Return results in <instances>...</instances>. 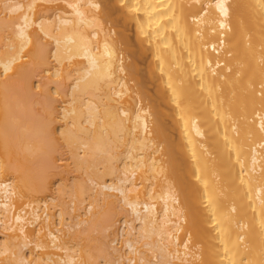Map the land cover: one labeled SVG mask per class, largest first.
Masks as SVG:
<instances>
[{
  "label": "bare ground",
  "instance_id": "obj_1",
  "mask_svg": "<svg viewBox=\"0 0 264 264\" xmlns=\"http://www.w3.org/2000/svg\"><path fill=\"white\" fill-rule=\"evenodd\" d=\"M57 120L69 240L14 203L46 192ZM115 218L100 264H264V0H0V261L93 264L77 242Z\"/></svg>",
  "mask_w": 264,
  "mask_h": 264
},
{
  "label": "rangeland",
  "instance_id": "obj_2",
  "mask_svg": "<svg viewBox=\"0 0 264 264\" xmlns=\"http://www.w3.org/2000/svg\"><path fill=\"white\" fill-rule=\"evenodd\" d=\"M213 25L211 24V27H212ZM228 60H229V57H223V61H224V63H225V65H226V62H228ZM257 91L258 92H261V95H262V90L260 89V88H257ZM38 95V94H37ZM37 95H35V97L37 96ZM33 97V96H32ZM40 97V96H39ZM42 97H40V99H41ZM34 98H32V100H33ZM37 100V98L34 100V102ZM40 101V100H39ZM32 102V101H31ZM37 103H39V102H36L35 104H33V112H34V116L36 117V119L38 118V119H42L41 121H43V119L44 118H46L45 116H42L41 115V105H39V104H37ZM32 104V103H31ZM57 105V104H56ZM38 113V114H37ZM44 117V118H42V117ZM46 120V119H45ZM57 122L58 123H55V125H54V128L56 127H59V125H60V121L59 120H57ZM59 124V125H58ZM49 128L50 129H52V127H50L49 126ZM45 129L44 128V130H43V133H42V135H44L43 136V142H44V144H45V146H46V149H47V151H48V163H51V165H49V168H47V175L45 176V185H46V192L43 194V192L42 193H38V195L37 194H33V196H28V197H25V196H22L21 194L19 195L18 193V195L15 197V200H14V203H15V206L17 207H20V206H22L24 203H26L27 202V200H28V202L29 201H31V200H33V198L35 199V198H37V200H39V205H40V208L41 207H43V204H41L44 200H48V204H47V207H48V210H47V212H48V214H49V216L50 217H52V219L51 218H49L50 219V227H52L53 229H56V228H60V230L62 231L61 232V239L62 240H69L71 237H72V233L71 232H73L72 230H71V232L69 231V233H67L65 236L62 234L63 232L64 233H66L65 231H66V228H63V227H59V225H58V221H57V218H56V215H55V213H56V211H62V213L64 214L63 215V223H69L70 222V217H71V215L73 216V214H76L75 212L76 211H78V210H74L73 208L74 207H77L76 206V204H77V201L79 200H77L76 199V197H75V194L77 193V191H76V189L77 188H74V189H72L71 188V185L70 184H72V183H74V181H77V179L79 180V178H80V173L82 174V172L80 171V173H78V171H77V174H75V173H69L68 174V176L66 175L68 172L66 171V170H64V169H67L66 168V161L64 160V159H66V156L67 155H65L66 153H65V148L64 147H62L63 145H64V142H63V139L61 138V136H60V134H58V130H59V128H55L57 131H55L54 129H52V130H50V129ZM50 130V131H49ZM46 134V135H45ZM60 136V137H59ZM15 149H16V147L13 149L14 151H15ZM52 149V150H51ZM64 149V150H63ZM16 152L18 153V155L17 154H14L13 153V155L14 156H12L13 158H12V161L14 162H16V164H19V163H21L20 162V159H21V157H20V153H19V151H17L16 150ZM50 152V153H49ZM81 153V152H80ZM15 155H16V157H18V158H16L15 157ZM50 155V156H49ZM14 158H15V160H14ZM49 159H50V161H49ZM18 161V162H17ZM22 161V160H21ZM14 162V163H15ZM50 167H52V168H50ZM67 167H69V166H67ZM72 166L70 165V168H71ZM70 168H68L67 170H70ZM49 169V170H48ZM55 169V170H54ZM73 169V168H72ZM71 171V170H70ZM69 171V172H70ZM88 171H90V170H88ZM74 172V171H73ZM84 174V173H83ZM67 176V177H66ZM76 176V177H75ZM82 176V175H81ZM74 178V179H73ZM83 178H84V176H83ZM83 178H80L81 180L83 179ZM84 180H85V178H84ZM83 180V181H84ZM73 181V182H72ZM72 182V183H71ZM77 183H79V182H77ZM68 185V187H70L71 189H72V191L71 192H73V193H70V189L68 188V190L60 197L58 194H60L59 192H57L58 190H59V188H61L62 187V185ZM76 184V183H75ZM75 184H72V186L73 187H76L77 186V184L75 185ZM75 185V186H74ZM48 187V188H47ZM67 188V187H66ZM78 190V189H77ZM58 193V194H57ZM58 195V196H57ZM58 197L59 199H56L55 201H54V203H52L48 198L49 197ZM77 196V195H76ZM31 199V200H30ZM71 200L72 201H74V204H72V202H71ZM85 202L82 204L81 202V205L79 204V212H77V213H80V214H83L84 213V207H85V205L87 204L86 202H88V199L86 198L85 200H84ZM79 202V201H78ZM50 203V204H49ZM55 204V205H54ZM42 205V206H41ZM78 205V204H77ZM73 207V208H72ZM43 209V208H42ZM98 210V209H97ZM105 211H108L107 209L105 210ZM39 212H41V211H39ZM109 213L111 212V211H108ZM52 213H53V215H52ZM55 215V216H54ZM87 217H90V215H88ZM115 219H118V218H115ZM53 220V221H52ZM120 219H118L115 223V225L113 224V226H111L110 227V230L109 231H107L106 233H104L103 232V230L102 229H100V228H102V227H99V226H101V223L100 222H98V227L96 228V226H95V228L96 229H92L93 230V232L91 231L90 232V234L88 233V234H86V236H84V234H82V237L81 238H86V239H90V240H86V239H81V240H79V239H77V238H75V241L76 240H79V242H77L79 245H77V244H75V245H77V246H79L80 247V249H79V251H81L80 253H82V254H80V255H82V257H80V255H78V261H81V262H84V260H85V262L86 261H88L87 259L89 258V261H91L90 263H93V264H100V263H103L104 261H103V258H102V256L99 254V253H101L100 252V247L102 246L103 248L104 247H106L107 248V252L109 253V252H112V249H115V248H118V247H120V241L118 240V239H116L115 240V236L117 235V233H118V235H119V233H120V230H121V228H122V221L120 220ZM52 221V222H51ZM65 221V222H64ZM71 222H72V220H71ZM57 223V224H56ZM56 225H58V226H56ZM55 226V227H54ZM69 234V235H68ZM90 235V236H89ZM81 236V235H80ZM80 236L78 237V238H80ZM107 236V237H106ZM63 237V238H62ZM105 237V238H104ZM104 239V240H103ZM74 241V240H73ZM100 243V244H98V243ZM102 242V243H101ZM104 243V244H103ZM98 245L100 246V247H98ZM102 247H101V249H102ZM82 249V250H81ZM99 250V251H98ZM99 252V253H98ZM129 256L130 257H133L134 255H132V254H129ZM80 257V258H79ZM88 257V258H87ZM0 264H4V262L3 261H0Z\"/></svg>",
  "mask_w": 264,
  "mask_h": 264
},
{
  "label": "built area",
  "instance_id": "obj_3",
  "mask_svg": "<svg viewBox=\"0 0 264 264\" xmlns=\"http://www.w3.org/2000/svg\"><path fill=\"white\" fill-rule=\"evenodd\" d=\"M219 31L222 32L223 30H219ZM221 46H222V45H221V42H220L218 48H219V49L222 48ZM24 209L27 210V208H24Z\"/></svg>",
  "mask_w": 264,
  "mask_h": 264
}]
</instances>
